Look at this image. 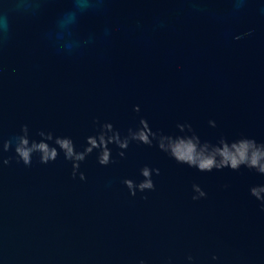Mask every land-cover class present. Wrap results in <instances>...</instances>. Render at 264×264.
Here are the masks:
<instances>
[{
    "label": "water",
    "instance_id": "1",
    "mask_svg": "<svg viewBox=\"0 0 264 264\" xmlns=\"http://www.w3.org/2000/svg\"><path fill=\"white\" fill-rule=\"evenodd\" d=\"M246 3L0 0L9 20L0 32V136L27 123L79 145L95 118L126 130L144 116L164 132L188 122L203 139L264 141V0ZM117 151L108 167L89 156L85 181L62 155L0 167V264H188V254L195 264H264V212L248 191L264 176L200 173L135 143L124 159ZM144 164L160 169L156 189L133 197L121 181L141 179ZM192 183L207 197L193 201Z\"/></svg>",
    "mask_w": 264,
    "mask_h": 264
},
{
    "label": "clouds",
    "instance_id": "2",
    "mask_svg": "<svg viewBox=\"0 0 264 264\" xmlns=\"http://www.w3.org/2000/svg\"><path fill=\"white\" fill-rule=\"evenodd\" d=\"M234 4L237 7H249L246 0H234ZM8 28L7 16L0 15V32L6 33ZM247 35H251V31ZM133 111L140 113V105H134ZM207 123L211 128L217 127V122L213 119H209ZM92 127L93 131L84 137L82 144L78 145L71 135L58 134L55 130L46 128L33 130L29 124L23 123L11 137L0 136V167L7 166L12 161L31 167L34 159L40 164L47 165L56 162L62 155L63 159L71 164L72 177L78 176L81 181H85L87 177L80 169L89 156L95 154L97 163L102 167H108L117 163L113 147L118 150L116 156L124 159L130 145L135 143L149 148L156 147L176 164L193 168L200 173L224 169L239 172L241 168H245L264 176V141L244 133L234 137L221 134L214 139H203L188 122H178L175 125V132H164L154 129L144 116L126 130L117 128L111 121H101L99 118L93 119ZM6 153L11 155L5 156ZM159 175L158 167L144 164L139 168L141 179L125 177L121 182L129 194L135 197L138 191L140 193L155 191L154 176ZM224 187L227 188L228 185ZM191 189L193 201L207 197V192L200 184L192 183ZM248 191L251 197L261 202L260 209L264 212V184L252 185ZM186 260L188 264H195V258L191 254L186 256ZM211 260L218 261L219 256L213 254ZM165 261L166 264H173L171 257H167ZM137 264H147V260L139 258Z\"/></svg>",
    "mask_w": 264,
    "mask_h": 264
}]
</instances>
